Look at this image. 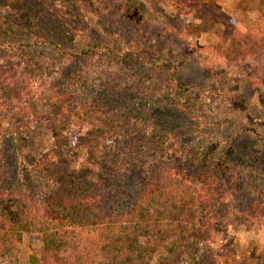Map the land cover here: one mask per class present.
Wrapping results in <instances>:
<instances>
[{
    "label": "rangeland",
    "instance_id": "obj_1",
    "mask_svg": "<svg viewBox=\"0 0 264 264\" xmlns=\"http://www.w3.org/2000/svg\"><path fill=\"white\" fill-rule=\"evenodd\" d=\"M134 1V15L139 14L142 27L122 14L113 15L106 0H0V17L13 21L25 12L36 25L34 32H0L2 182L7 187L22 184L28 176L26 170L54 147L44 118L56 111L50 101L53 93L48 90L68 88L93 111L100 106L101 114L109 113L114 126L124 128L121 131L131 136L137 149L152 158L148 168L140 169L141 175L128 178L131 185L136 184L132 179L146 182L162 155L167 161L223 160L244 178L243 202L225 209L226 227L213 243L187 241L178 264H264V36L228 63L230 50L226 45L220 47L227 22L217 17L227 15L248 29L264 16V0H190L195 5L191 32L186 43L174 37L173 48L167 47L171 66L154 59L158 48H164L165 34L170 33L165 17L174 18L179 6L162 0ZM124 4L123 8L131 6L129 0ZM198 5L207 6L214 15ZM95 53L98 60L124 74L120 79H126L118 84L92 75L94 70L85 74ZM129 83L132 91L125 88ZM147 83L154 92L146 94ZM127 115L133 120H124ZM74 123L65 149L73 157L71 169L87 173L95 181L106 156L90 128L83 122ZM80 138H88L91 155L78 142ZM147 142L149 147L143 148ZM117 161L119 166L125 164L120 158ZM131 185L125 189V202L117 208L121 226L114 228L111 244L126 247L122 255L117 254L120 261L129 263L136 242L146 245L143 233L147 229V235L161 245L162 254L147 249L141 263L158 264L159 256L166 258L168 249L183 248L192 226L189 219L203 191L186 177H173L164 192L167 204L184 213H174L169 207L148 225H138L134 204L139 201ZM142 188L138 186V193ZM67 225H55L53 232L67 246L76 245V238L85 235ZM41 246L40 233L23 234L15 256L1 258L0 264H28L30 254ZM100 255L96 264L109 256L106 251Z\"/></svg>",
    "mask_w": 264,
    "mask_h": 264
},
{
    "label": "trees",
    "instance_id": "obj_2",
    "mask_svg": "<svg viewBox=\"0 0 264 264\" xmlns=\"http://www.w3.org/2000/svg\"><path fill=\"white\" fill-rule=\"evenodd\" d=\"M106 1L113 15L122 14L134 26L142 27L143 20L138 18L139 14L134 15L135 7L132 4L135 3L134 0H129L131 6L127 8H123L124 0ZM162 1L179 6L174 18L165 17L164 23L170 33L165 34L166 40H164V46L162 45L164 48H158L155 54L156 59H154L159 64L167 63L171 66L167 47L173 48L174 37L180 43L188 41L195 5L190 0ZM198 7L214 15L207 6L198 5ZM217 17L227 22L220 47L226 45L229 48L228 63H233L245 48L252 46L264 36L262 24L264 16H260L248 29L234 23L227 15L221 14ZM13 26L18 29H14ZM35 29L36 25L32 16L25 12L15 16L13 21L0 17V32L1 30L34 32ZM98 49L99 47L96 51ZM108 53L112 55V52ZM98 57L95 53L88 60L84 68L85 74L88 75L94 70L92 75H97L99 79L109 82L115 80L118 84L126 79L122 77L120 79L119 77L124 74H120L113 66L98 60ZM210 72L213 70L211 69ZM0 77L3 76L0 74ZM125 85H127L126 90L132 91L130 83ZM148 85L149 83L146 86V94L155 91V88ZM48 91L53 93L50 101L54 103L53 107L56 111L44 118L48 122L54 139V147L26 170L28 176L26 175L22 184L7 187L3 184L0 173V259L7 255L15 256L16 245L21 243L22 235L28 233H40L42 241L41 248L30 254L28 264H96V259L105 251L109 256H105L103 262L98 260V264H142L141 260H144L146 255L144 251L147 249H151L152 252L158 250V253L162 254L161 245L154 236L147 235L149 234L147 229L143 233L144 238L147 239L146 245L143 247L135 241V255L127 258L129 263L120 261L118 258L126 247L111 244V235L114 233V228L119 225L117 208L125 202L122 200L126 197L125 189L131 185L128 178L138 177L141 175V168H148L149 161L152 159L150 155L137 149L135 142L130 140L131 136L121 131L124 128L114 126L113 118L109 116V113L104 114L103 111L101 114L100 106H97L98 111H93L68 88L53 87ZM18 113L20 114V110ZM123 118L133 120L130 115ZM74 121L83 122L90 128L93 139L96 138L99 144L101 154L106 156L95 181H92L87 173L75 172L71 169L73 157L65 149L71 142V134L75 128ZM78 142L89 155L92 154L88 138H80ZM147 147L149 142L143 146V148ZM119 158L125 164L119 166L117 161ZM173 177H186L190 184H199L203 192L195 202V209L190 217L192 219H189V224L192 223V226L187 230L183 248L168 249L167 257L159 256L158 264H178L177 260L181 254H185V244L189 240L213 243L217 234L226 227L225 209L235 202L239 204L243 202L240 192L246 185L244 178L241 180L239 172H236V168L223 160L193 162L187 158H177L167 161L162 155L148 172L146 182H137L134 181L136 179H132L136 184L131 187H135L139 201L134 204L138 225L141 223L148 225L152 219L169 207L175 213L177 207L169 206L168 198L164 194L165 189L173 181ZM140 185H143V188L138 193L137 188ZM182 210L177 211L181 213ZM64 222L68 224L67 226L75 227L84 233L83 239L76 238V245L67 246L59 238L60 236L53 232V226L62 225Z\"/></svg>",
    "mask_w": 264,
    "mask_h": 264
}]
</instances>
